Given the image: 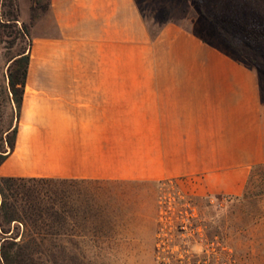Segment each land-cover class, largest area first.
Segmentation results:
<instances>
[{
  "label": "crops",
  "instance_id": "obj_1",
  "mask_svg": "<svg viewBox=\"0 0 264 264\" xmlns=\"http://www.w3.org/2000/svg\"><path fill=\"white\" fill-rule=\"evenodd\" d=\"M175 3L152 34L135 0H49L53 31L31 33L0 177L241 194L264 163L259 75L200 37L264 35V0Z\"/></svg>",
  "mask_w": 264,
  "mask_h": 264
},
{
  "label": "rangeland",
  "instance_id": "obj_2",
  "mask_svg": "<svg viewBox=\"0 0 264 264\" xmlns=\"http://www.w3.org/2000/svg\"><path fill=\"white\" fill-rule=\"evenodd\" d=\"M135 2L152 34L178 7L175 0ZM48 6L49 0H0L2 153L10 151L4 132L17 125L19 115L9 91L8 73L21 68V63L12 61L28 53L31 33L53 31ZM226 37L233 48L227 47L221 37L204 38L226 47L253 67L264 98V37ZM255 42L258 45L254 46ZM253 168L239 195L199 196L182 180L121 181L111 187L112 198L118 201L114 212L71 222L58 229V234L37 236L35 233L41 231L37 228L25 231L21 224H6L10 232L5 235L27 252L11 263L264 264V166ZM23 239L26 244H22ZM0 264H5L1 256Z\"/></svg>",
  "mask_w": 264,
  "mask_h": 264
},
{
  "label": "trees",
  "instance_id": "obj_3",
  "mask_svg": "<svg viewBox=\"0 0 264 264\" xmlns=\"http://www.w3.org/2000/svg\"><path fill=\"white\" fill-rule=\"evenodd\" d=\"M260 37H264V35ZM200 38L219 48L232 58L245 63L242 59L235 57L226 47L208 41L204 37ZM221 38L227 47L233 48L232 41L228 37L221 36ZM248 39L250 42L252 41L251 38ZM253 45L258 44L255 42ZM28 59V53L19 54L12 62L14 64L21 63V68L15 70V72L10 70L8 73L9 91L18 110L25 84ZM262 64L264 65V63ZM16 132L17 125L12 129L9 127L5 130L3 139L9 142L10 151L0 152V164L4 157L12 152ZM262 166H264V163L254 168ZM120 182L75 178L1 176L0 235L2 243L0 256L5 264H13L11 260L16 259L21 254H27L23 249L24 246H15L18 243L11 240L8 235H5L10 232L6 224H21L25 231L28 228H37L39 231L41 230L35 233L37 236L46 235V233L58 234V229L61 230L71 222L75 223L96 215L105 216L114 212V204L118 201L113 200L111 187H113V184ZM53 229L57 231L49 232V230ZM23 243L26 244L24 239Z\"/></svg>",
  "mask_w": 264,
  "mask_h": 264
}]
</instances>
